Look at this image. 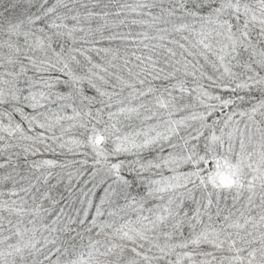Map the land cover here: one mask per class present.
<instances>
[{
    "label": "snow or ice",
    "instance_id": "1",
    "mask_svg": "<svg viewBox=\"0 0 264 264\" xmlns=\"http://www.w3.org/2000/svg\"><path fill=\"white\" fill-rule=\"evenodd\" d=\"M0 264H264V0H0Z\"/></svg>",
    "mask_w": 264,
    "mask_h": 264
}]
</instances>
